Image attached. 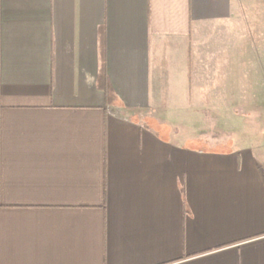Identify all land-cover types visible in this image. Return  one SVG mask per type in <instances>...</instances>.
Wrapping results in <instances>:
<instances>
[{"label": "crops", "instance_id": "crops-1", "mask_svg": "<svg viewBox=\"0 0 264 264\" xmlns=\"http://www.w3.org/2000/svg\"><path fill=\"white\" fill-rule=\"evenodd\" d=\"M231 17L230 0H0V264H264V126L208 151L169 119L201 63L190 32ZM230 49L192 51L219 70Z\"/></svg>", "mask_w": 264, "mask_h": 264}, {"label": "rangeland", "instance_id": "rangeland-1", "mask_svg": "<svg viewBox=\"0 0 264 264\" xmlns=\"http://www.w3.org/2000/svg\"><path fill=\"white\" fill-rule=\"evenodd\" d=\"M234 1L236 10L229 21L221 20L206 26H194V33L189 42L190 57L197 59L199 56L201 63L188 70L190 76L187 87L190 99L175 102L174 109L186 108L185 115L182 119L167 117L171 119L173 129L176 127L172 134L174 139H184L188 145L202 147L208 151L216 148L235 149L247 145L256 136L261 135L252 134L246 126L248 124L253 128L264 126V0ZM224 47H231L230 52L226 50V54L222 53L228 55L231 63L220 66L219 70L212 68L214 65L212 61L216 57H210L208 60L206 52L195 54L192 51L195 49L204 51L208 48L214 55V50L217 48L224 50ZM183 70L186 69L183 67ZM211 70L214 74L220 73L221 78L223 74L230 72L232 74L230 84L225 85L223 82L225 79H220L222 90L219 91L217 85V89L212 91V85H209L210 78L204 74ZM225 81L229 82L227 79ZM228 87L235 89L236 99L230 101L220 99L230 94ZM200 88L207 89L206 94L197 93V89ZM208 89L209 91L211 89L212 93H217V96L220 95L217 97L219 99L214 97L215 100L212 99ZM168 103L170 102H163L164 105ZM222 111L228 116L223 117ZM179 125L182 128L181 132L178 129ZM229 129H235L237 132L229 133Z\"/></svg>", "mask_w": 264, "mask_h": 264}, {"label": "trees", "instance_id": "trees-1", "mask_svg": "<svg viewBox=\"0 0 264 264\" xmlns=\"http://www.w3.org/2000/svg\"><path fill=\"white\" fill-rule=\"evenodd\" d=\"M235 10H236L235 1L234 0H230V11H231V14H234ZM191 35H192V32H190V38H191ZM189 66L191 68V60H189ZM106 94H107L108 98H111V96H113L111 90H109V89L106 91Z\"/></svg>", "mask_w": 264, "mask_h": 264}]
</instances>
